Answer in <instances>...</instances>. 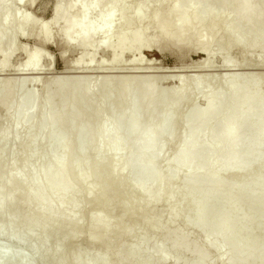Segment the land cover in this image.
<instances>
[{"label":"bare ground","instance_id":"obj_1","mask_svg":"<svg viewBox=\"0 0 264 264\" xmlns=\"http://www.w3.org/2000/svg\"><path fill=\"white\" fill-rule=\"evenodd\" d=\"M37 1L38 0H15L14 9L10 13H4L0 18V39L9 33L15 35V39L8 45L4 47L0 45V73H2V75L3 73H18L19 76H22L32 69L34 72L35 62H38L41 57L44 58L43 49L48 44L51 35L55 33H62L64 36L63 42L58 43L62 49L72 51L75 47L82 44L83 56L74 68L76 71L80 69H96L95 64L93 65V63L85 61L84 55L87 52H92L95 55L100 54V52L112 54V59L110 60L108 67L113 68L118 63V57L120 55L124 53L128 54L134 48H139L143 45L142 37L148 32L146 30H149L147 28L150 27L149 25L151 24L147 20L148 15L160 13V16H162L161 19L163 21L155 27L156 30L153 34L155 37L163 36L174 39L177 42H185L188 38L190 29L185 27L179 30V24L177 22L166 23L165 21L170 10H173V8L175 9L179 4L192 1V5L196 10L204 9L208 14L212 12L218 2L226 0H174L173 8L166 12L160 11L159 7L154 4L152 5L154 0H146L144 3L139 2L138 0H71L61 7L54 8L51 13L52 19L50 22L40 25H37L36 20L32 18L30 12V9L38 3ZM8 2L9 0H0V10ZM232 4L238 9V11L229 17L221 18L219 15L213 17L208 15L196 16L194 14L189 16L187 20H184L183 14L179 13L181 20L183 19L186 22L196 21L199 24L207 26V30L205 34L201 36L195 51L204 50L207 47V34L209 33L210 28L215 24H218L223 28L222 32L227 38L229 36L228 32L238 25H242L244 31L249 32L254 25L264 20V5L261 8L256 9V0H232ZM129 5L132 6L131 9H134H132L133 12L131 10V14L128 13ZM106 6L111 11L109 15H105L102 12V8ZM26 7L29 8V11L26 10ZM139 8H141V10L138 13ZM245 11L246 16H244ZM76 13H78L79 17ZM127 13L130 16L127 15ZM126 15L129 17H126ZM121 18L122 20H125L121 22L119 25L120 27L117 28L116 22ZM132 24H138V27L136 28L137 30H130ZM54 30H56V32H54ZM75 30H79L80 34L75 39H70L71 33ZM131 33L133 34V37L128 41L127 36ZM237 34H240V32H235L236 36ZM90 37L95 38L90 39ZM18 38L30 43V45L25 47L18 46L19 43H16ZM225 46L224 41L219 40L217 41L215 48L218 50L225 48ZM229 46L234 48L237 45L233 41L232 43L230 42ZM246 49H264V37L256 42L247 44ZM151 51L152 50L149 49L144 50V52L148 53ZM19 56L24 58L23 64L17 66L14 70L15 66H12L11 61ZM48 59L49 58H46L45 60ZM49 60L48 62H50ZM142 62L143 59L140 57L131 62L128 67H132L135 64ZM10 64L12 66L11 68ZM49 64H46L47 66L45 65L44 68H41L44 71L49 72L51 70V65ZM213 66L212 61L209 56H207L198 67L205 70L207 68H212ZM65 68L67 67L65 66ZM223 68L228 72V69H225L228 68L227 66L223 65ZM243 75L245 76L246 74L223 73L221 75L222 77L218 78L222 80H220L222 82L220 83V86L212 84L207 87L204 84L207 81L206 79H209L208 74H191L178 80L177 86L174 87L175 94H179L182 91V93H184V91H186L191 92V96L199 95L206 97L214 95L216 98L220 99L226 95L228 86H238L239 84L244 83L246 77ZM258 77H260V75H258ZM261 77L262 78H259V80L261 79L259 83L256 80L255 83L252 82L254 84L253 86L257 87L255 84L258 83L260 85L264 82V74H261ZM28 78L31 79V81L28 79H20V83H18L19 86H17V84L14 85L15 83L12 82V78L11 80H5L6 82H1L0 79V88L2 87L3 90L9 91L14 88L13 86H17L18 91L22 92L26 81L33 83L32 78ZM101 78L102 79L92 80L91 76L87 73L79 76H66L63 74L62 76L51 79H46L45 77L43 79L35 78L37 80L33 79L35 80L34 84L37 83L39 84L38 86L50 87L54 91L53 95L47 97L43 101L37 102L34 109H32L34 104H31V101H28L21 107L16 108L14 111L7 114L10 118H12V116L15 117V115H20L31 118L32 120H35V118L42 115L43 123L39 126L31 124L23 129L16 123L8 128H3V130L1 129V145H3V142L7 143L17 135L20 136L23 141L26 139L30 140L33 137H46L49 139L54 135H70H68L62 145H60L59 153L49 158L39 159V161L35 159V161L32 155H23L25 158L18 164H16L18 161L14 163L11 160V162L9 161L10 164L7 165V154L4 155L6 158L3 155L0 157V189L4 187L2 188V191H0V222L4 218L3 216L5 212L13 206L15 198L25 196L26 198H33L36 201L35 197H39L38 195H40L41 197L37 200L35 205H32L33 208L31 207L32 209L30 210H32L31 212L33 216H41L43 220L49 223L48 228H41L43 226L40 228L39 226L38 228L33 227L31 230H28L29 233L26 238L24 236L27 241L31 240V242L29 241L31 244L36 242V248L32 251L30 250V255H27L28 253H26L27 246L23 255L22 250L19 253L21 248L18 251L16 249L14 252V250L11 249V246L9 247L7 245V248L5 246V249L1 244L0 264H44L48 262L47 260L49 257L51 258L52 255L58 253L61 248L64 247L62 240H59L57 237L58 240L55 239V242H53L51 246L48 245L50 237L55 235H52V233L59 228L61 229V227L64 230H62L63 233L65 232L64 234L66 235L70 232L80 233L81 228L90 218L95 222V225L92 226L89 231V234L92 235H98L100 232L107 230H120V232L115 234L117 238L127 236L135 225L139 223L141 218L143 220L140 222L145 229H148L152 227L156 220H158V217H161L162 215L157 214L159 215L158 217L157 215L154 217L153 215L152 217H150V215L144 217V215L151 213L161 201L173 198L177 186H179V189L177 188L178 190L184 191V195L181 197L180 201L186 204L189 203V209L197 210L201 219L204 216V209L207 206L216 203L224 196H230L227 209L212 214L213 218L219 219L223 223L221 233L226 231L230 224L236 225L234 229L235 234H243L246 238H250L254 233L258 232L253 225L247 223V217L249 215H260L262 213L261 208H255L253 205L248 204L259 195V192L254 193L249 197V201L246 202L245 212L240 214L234 212L233 214L232 210H234L235 206L241 204L240 193L236 190L234 191L235 183H231L221 188L220 179L224 176L241 178L251 173L259 175L260 173H264V144H262V147L260 146V143L264 142V126L261 128L262 134L260 140L257 138L256 131L255 133L251 132L246 135V142L251 143L252 141H255L252 144L251 154L248 153L246 156H238L234 149V145L238 142V135L242 133L247 126L246 121H243L244 119H256L258 122L264 123V116L256 117V114L252 111L254 103L258 100L260 101L259 97L261 94L259 92L248 96L245 98L244 102H229L227 108L224 109L228 112L225 111L227 117L221 122L222 125L228 126L234 121V119H236L235 123L232 122L234 123L233 126L229 125L230 127L228 126L224 131L217 135L216 133H212L209 136L208 146L225 147V151L206 155L203 153L201 147L193 145L194 141L199 139L203 133L199 128L200 124L202 122H212L222 111L221 108L219 109L216 106L217 103L212 101L210 105L208 104L205 108H201L196 112L197 114H195L194 124H192L188 130V139L179 146L173 145L170 149L171 153L167 154V152H169L168 147L173 143H168L166 146L158 150H152V145L154 142L167 135H177L181 131L186 118V110L190 107L189 104L191 101L189 99L191 97L180 100L175 94L170 96V92L167 91V93L165 89L156 91V88L150 79H145L140 86L136 76H127L125 78V84L119 92L118 101L112 103L110 101L112 98V89H107V85L113 81V79L107 77ZM15 80L17 79L15 78ZM136 84L139 85L141 95L134 98L131 94V88L132 86H137ZM199 84L200 88L198 90L195 89ZM201 84L204 87L201 88ZM99 86L106 88L103 100L97 103H90L88 97L93 94ZM61 91H73L78 99L66 100L65 97L60 96L61 94H59V92ZM155 93L161 99L163 98L165 100V98H168L167 96H170L171 99L169 97L167 104L164 107H160L152 101L151 97ZM12 101L13 97H11L10 94H6L0 101V107L4 110L12 103ZM57 101L63 102V106L59 111L55 113H42L43 107ZM130 106H132V108H130ZM260 107L264 109V103L261 104ZM159 108L161 114L155 116L152 121H148L147 118L141 117L143 112L151 113ZM107 110L108 112L109 110L111 112L116 111V114H120H117L119 115L117 116L118 118L116 117L117 119H114V116L113 121L110 119L109 121L102 122L101 125L97 127L95 125L94 130L88 133L84 139L80 137V129L82 128L78 127V123H81L79 120L71 127L59 124L61 119L76 111L81 112L82 117H85L84 122H94L96 116L99 115L100 112H106ZM112 114L114 113H111L110 115ZM129 118L134 122L123 129L121 127L123 122L126 121L125 119ZM172 123H174V125ZM109 126H112L113 128L108 132ZM145 131H147L148 134L146 140H144L143 143L137 142L136 137ZM254 137H256V140ZM113 143L115 145L116 143H119L120 145L112 146ZM110 144L112 145L108 147ZM32 148V154H37L38 152H41L43 148V151H45V144L36 143ZM54 149L56 150L57 148L55 147ZM131 149L133 151L137 150L136 154L132 156H129V154L127 156L128 151H132ZM72 152H74V154H72ZM165 154H167V160L163 159V155ZM176 157L181 159V166L172 173L162 176V170L171 168ZM199 159L204 160V165L194 169L195 173L193 178L183 184L180 182V184V179L182 177L184 178V176L192 170L188 166L189 162ZM33 160L37 163V166L34 164L35 167L32 166V168L30 164L31 162L35 163ZM218 160H230L232 162L223 168L222 171L216 172L212 175V185L207 188V192L202 193L201 191L206 185L202 183L200 177L206 173L208 166L214 164ZM239 161H244L246 164L241 169L236 170L234 164ZM5 164L10 167V171L7 170L8 168ZM5 167L7 169L4 171H9L6 174L3 173L4 171L2 172ZM141 169H143L144 172H141ZM31 170L32 172H30ZM26 174H29V176ZM24 175L28 177L23 178ZM133 179L135 180L134 183H132ZM116 196L118 199V196H120V198L121 196H125L122 197V201L114 199L117 203L113 207L117 206L118 211H115L110 205L113 198H116ZM20 198L21 197L17 199ZM51 207L57 209L53 214L46 211L47 208ZM138 216L141 218L138 219ZM135 219H138L139 221ZM125 220H131L132 222H129V225L126 224V226L122 225ZM182 221L184 224L188 223L189 217H184ZM165 222L168 225L175 224V214H168L165 217ZM244 225L247 226L246 231L242 228ZM195 226L200 227L201 221L197 222ZM181 233H179V231H167L165 233L167 241L164 244H152L148 246V248L146 247L145 250L153 251L157 255L163 250L169 248L170 250H168L170 251V254L146 263L143 262L142 264H165L167 260H172V258L175 259L184 254H187L191 258L190 264H210L211 260L209 263L206 252L202 250L199 245L197 246L195 243L189 241L188 239L190 238L187 239L188 235H183L184 232ZM221 233H212L203 239L205 240L207 248L214 250L217 255H219L220 264H228L231 260L230 253H232V251L230 250L225 253H219L217 251L221 245L226 243ZM23 239L15 240L16 245L18 244L17 247L19 244L23 245L24 242V245H27V241ZM142 240L126 252L123 258L121 257V251L118 248H113V250L107 253L103 258H97V254L103 246L102 244L105 243L103 240L101 244L88 247L87 252L90 256L84 259L83 262L76 261L70 264H130L129 261L133 257L137 248H139ZM195 240L198 241L199 239ZM201 245L203 246V244ZM24 247L25 246H23V248ZM9 248L10 251L13 252L8 251L7 249ZM202 248L204 249V246ZM257 255H260V257ZM255 260H258L259 264H264V251L257 254L255 250H251L245 255L240 256L236 261V264H253Z\"/></svg>","mask_w":264,"mask_h":264},{"label":"rangeland","instance_id":"obj_2","mask_svg":"<svg viewBox=\"0 0 264 264\" xmlns=\"http://www.w3.org/2000/svg\"><path fill=\"white\" fill-rule=\"evenodd\" d=\"M69 1L71 0H38L37 1L38 3L35 4V6L32 7V9H30L31 16L34 20H36L37 25L48 23L52 19V15H51L52 10L56 7H61L65 5ZM138 1L144 3L146 0H138ZM173 2L174 0H154L152 5L154 4L155 6L159 7L160 11L166 12L170 10L171 8H173ZM192 4H193L192 1H187L182 4H179L177 7H175V9L173 8V10H170V12L167 15L166 21H165L168 24L177 22L179 24V27H178L179 30L185 27L190 29L188 38L185 42H177L174 39L166 38L163 36L155 37L153 35L155 33L154 31L156 30L155 27L163 21L161 19L162 16H160V13L159 14L154 13V14L148 15L147 20L151 24L149 25L150 27L147 28L149 30H146L148 32L142 37L143 45L139 48H134L128 54L124 53L120 55L118 57V63L113 68L108 67L110 60L112 59V54L100 52V54L95 55L92 52H87L84 55L85 61L89 63H93V65L95 64L96 69L94 70H89V69L81 70L80 69L76 71V69L74 68L77 66V62L83 56L82 44L75 47L72 51L65 50V49H62L61 46L58 45V43H61L64 40L63 34L62 33L52 34L48 44L43 49L44 58L41 57L38 60V62H35L34 64V72L32 69L27 72L28 74L27 73H25V75L21 74L22 76H19L18 73H9L12 75H9L8 73H3L2 75V73H0L1 82H6L7 80H11L12 78L13 80L12 82L15 83L13 84L14 85L17 84V86H19L18 83H20L19 82L20 79L21 80L28 79L31 81V79H29L28 77L32 78V82H33V83L31 82L29 83L28 81H26L25 86H23L22 92L18 91L17 86L16 87L13 86L14 88H12L9 91L3 90L2 87L0 88V101L6 94H10L11 97H13L12 103L6 109L3 110L0 107V130L1 129L3 130V128L4 129L8 128L11 125L16 124V123L22 129L30 126L31 124H35L36 126H39L43 123L42 115L35 118V120H32L31 118L23 117L20 115H15V117L12 116V118H10L9 116H7V114L11 113L16 108L21 107L28 101H31V104H34L32 108L34 109L37 102L43 101L47 97L52 96L54 91L50 87L38 86L39 84L37 83L34 84L35 80L43 79L44 77L46 79L47 78L51 79V78H55L58 76H62L63 74L66 76H79L81 74L87 73L89 76H91L92 80L102 79L101 77L112 78L113 81H111L107 85V89H110V90L112 89L111 91L112 98L110 99V101L112 103H115L119 99V92L121 88L124 86L125 78L127 76H136L138 79V83H140L139 84L140 86L142 85L141 83L145 81V79H150V81L153 82V85L156 88L155 89L156 91H161L165 89L166 92L167 91L170 92L169 94L171 96L172 94H175L174 87L177 86L178 80L183 78L184 76H188V75L195 74V73L208 74L210 76V77L208 76L209 79H206L208 83L207 81L206 83L203 82L205 83L204 85L208 87L209 85L211 86L212 84L213 85L217 84L220 86V83H222L221 82L222 80L218 78H221L222 77L221 75L223 73L226 74L229 72V73H234V74H246L245 76L243 75L244 77H246L245 80L243 79L244 80L243 84H239L238 86L236 85L228 86L226 95L220 99L216 98L214 95L206 96V97L199 96V95L191 96V92H186V91H184V93H182L183 92L182 91L179 94H175L180 100L191 97L189 99L191 101L189 104L190 107H188L189 109L186 110V118L183 124V128L177 135H167L164 138L157 140L152 145V150H158L166 146L168 143H173L171 146L169 147L167 146L168 151H169L167 152V154H170L171 153L170 149L171 147H173V145L179 146L188 139V136H187L188 130H189V127L192 124H194L195 116H196L195 114H197L196 112H198L201 108H205L208 104L210 105L212 101H215V103H217L216 106L219 109L221 108L222 111L218 114V116L212 122H209V123L202 122L200 124L199 128L201 131H203V133L199 139L194 141L193 145L201 147V149H203V153H205L206 155L210 153H218V152L221 153L222 151H225L226 150L225 147H221V146L209 147L208 142H209V136L212 133H216L217 135L221 133L222 131H224L229 125L233 126V124L235 123L236 119L232 121L234 123L231 122V124H229L228 126H223L221 123L227 117V114L225 113V111L226 112L228 111L224 109L227 108V105L229 102L230 103L231 102L241 103V102H244L245 98H247L248 96L259 92L261 94L259 97L260 101L258 100L257 102L254 103L252 107V111L253 113L256 114V117L264 116V109L260 107V105L264 103V82L263 83L260 82L263 85V87L261 84L260 85L258 84L259 81H261V79L259 80V78H262L261 74H264V49H259V50L258 49L257 50L256 49H246L247 44L256 42L259 39L264 37V20L254 25L252 30L249 32L244 31L242 25H238L228 32L229 36L227 38L222 32L223 28L220 25L215 24L214 26L210 28L209 33L207 34V37H206L207 47L204 50L195 51L201 39V36L205 34L207 30L206 29L207 26L199 24L196 21L186 22L184 20H187L189 16L194 15V14L196 16L208 15L210 17H213L216 15H219L221 18L229 17L235 12H237L238 9L233 6L232 0H226V1L218 2L215 5V8L212 10V12L207 14L204 9L196 10V8ZM263 5H264V0H256V9L261 8ZM14 7H15V0H9V2L4 7H2V9L0 10V18L2 17L4 13H10L14 9ZM131 7L132 6L129 5L128 13H130L131 10L133 9V8L131 9ZM26 10L29 11V8L26 7ZM140 10L141 8L138 9V13L140 12ZM102 12L105 15H109L111 13L110 9L107 6L102 8ZM128 13L127 15H129ZM179 13L183 14L184 20L180 19ZM76 15L79 17L78 13H76ZM127 15L126 17L130 16V15L129 16ZM244 16H246V11L244 12ZM121 20L122 18L117 20L116 22L118 25V26L116 25L117 28L120 27L119 25L125 19H123L122 21ZM131 27L132 28H130V30H134V29L137 30L136 28L138 27V24H135V25L132 24ZM237 31H239L240 34H237L236 36L235 32ZM54 32H56V30H54ZM79 34H80L79 30L73 31L71 33L70 39H75ZM132 37H133L132 33L128 34L127 40L128 41L131 40ZM93 38L95 37H90V39H93ZM14 39H15L14 34H11V33L6 34L0 39V45L4 47L8 45L10 42H12ZM219 40L224 41V44L226 46L225 48L217 50V48H215V45L217 41ZM233 41L237 45L234 48L229 46L230 42L232 43ZM16 43L18 44V46H22V47L30 45V43L23 41L19 38L17 39ZM145 49L146 50L149 49L152 51L150 53L144 52ZM207 56H209L210 60L212 61V64L215 67L213 66L212 68H207L205 70H202L198 66ZM140 57L143 59L142 63H138L132 67H128L131 62L137 60ZM46 58L51 59V60L48 59L50 62H48V60H45ZM23 60L24 58L19 56V57H15L11 61L12 66L13 67L15 66L14 70L15 68H17V66H20L23 64ZM49 63H52V64H49ZM46 64L51 65L50 66L51 70L49 72L44 71L42 69L45 67ZM223 65L228 67V68H225V69H228V72L227 70L226 71L224 70ZM12 66L10 64V68ZM65 66L67 68H65ZM218 67L220 68V70ZM221 69H223L224 71ZM257 74L260 75V77H258ZM15 78L17 80H15ZM255 80L258 81L257 84L259 86L255 84L257 87L253 86L254 84L252 83V82L255 83L256 82ZM139 85L132 86L131 88V94L134 98H137L141 95ZM202 87L204 86L202 85L201 88ZM199 88H200V84L197 87H195V89L197 90ZM105 91H106V88H103L102 86L97 87L96 91L88 97V101L90 103H97L103 100L105 96ZM59 94H61L60 96L65 97L66 100L67 99H78V97L74 95L73 91H61L59 92ZM170 96H167L168 98L167 99L165 98L164 100L163 98L162 99L159 98L157 94L155 93L152 95L151 98H152L153 103H155L156 105L160 107H164L167 104V100H169ZM62 106H63V102L61 101L54 102L48 106L43 107L42 113H48V112L55 113L59 111L62 108ZM130 108H132V106H130ZM115 112L116 111L111 112L110 110L109 112L108 110L106 112L102 111L100 112L99 115L96 116L94 122L92 121L93 123L92 122L87 123V122H84L85 117H82V113L79 111H76V112H73L71 115L64 117L63 119L60 120V123L59 122L58 123L60 125L62 124L63 126L66 125L67 127H71L75 124V122L79 120V122L81 123H78V127L82 128L80 129V137L84 139L86 138L88 133L94 130L95 125L97 127L101 125L102 122L109 121L110 119H112L111 121H113L114 116H115L114 119L117 116H119L117 114H120V113L116 114ZM111 113H114V114L110 115ZM160 114H161V111L159 108L155 112L154 111L151 113L143 112L141 117L147 118L148 121H152L155 116L160 115ZM125 120L126 121H124L123 125L121 126L123 129L128 127L134 122L132 121V119L130 120V118L125 119ZM243 121H246L247 126L245 130L238 135V140H237L238 142L234 145L236 155L238 156H246V154L252 153L251 152L252 144L255 141H252L251 143L246 142V135L251 132L255 133L256 131L257 138L260 140L261 134H262L261 128L264 126V123L258 122L256 119L246 118ZM174 123L172 124L174 125ZM111 128L113 127L109 126L108 132L109 130H112ZM67 136L54 135L53 137L49 139L46 137L45 138L33 137L30 140L26 139L23 141V139H21L20 136L17 135L16 137L9 140L7 143L3 142L2 143L3 145L0 144L1 145L0 157L2 155L4 156L7 154V160H6L8 161L7 165L10 164L11 160L14 163L18 161L16 163L18 164L22 159L25 158L24 156H28V155H32L34 157V160L37 159V161H39V159L49 158L59 153L60 151L59 147L60 145H62L63 141L67 138ZM147 136H148L147 131L142 132L136 137V141L143 143L144 140H146ZM254 138L256 140V137ZM36 143H44L45 151H43L44 150L43 148L41 152H38L37 154H32L33 153L32 146L35 145ZM262 144H264V142L260 143L261 147H262ZM111 145L112 144H110L108 147H110ZM116 145L119 146L120 144L116 143ZM116 145L113 143L112 146H116ZM22 147H23V150H22ZM55 147L57 148L56 150L54 149ZM136 152L137 150L128 151L127 156L129 154H130L129 156H132L136 154ZM72 154H74V152H72ZM167 154H165L166 156L163 155L164 160H167ZM5 158H4V161H5ZM34 160L33 162L36 161ZM231 162L232 161L230 160H218L214 164L207 167L206 173L200 177L202 183L206 185V187L202 189L201 191L202 193L207 192L208 190L207 188H209L212 185L211 183L212 175L216 172L222 171L223 168H225L228 164H231ZM31 164H30L31 167L32 166L35 167L34 164H36L37 166L36 162L35 163L31 162ZM181 164H182L181 159L179 157H176L175 162L173 163L171 168L162 170L161 172L162 176H165L177 170L181 166ZM245 164L246 162L239 161L234 164V167L236 168V170H239ZM201 165H204L203 159L190 161L188 166L192 170L186 176H184V178L182 177L179 183L182 182L183 184L187 182L188 180H190L191 178H193L194 173H195L194 169ZM30 166H29V169H30ZM7 168L6 167L3 168L2 172L6 169L7 170L10 169V167L8 166ZM140 171L144 172L143 169H141ZM7 172L4 171L3 173L6 174ZM30 172H32V170ZM26 175L29 176V174H26ZM24 176L23 178L28 177V176H25V177ZM134 181L135 180L133 179L132 183H134ZM231 183H235L234 191L236 190L237 192H239L241 196V204H238L235 206L234 210H232L233 212L231 211L233 214L234 212L236 214L245 212L246 202L249 201V197L252 194L259 192V195H257L253 201L251 200L248 203V204L253 205V207L255 208L256 207L261 208V211H262L260 215H249L247 217V221H248L247 223L248 224L250 223L258 230V232L254 233V235H252L250 238H246V236L243 234H235L234 233V229L236 227L235 224H230V226L226 229V231L221 233V228L223 226V223L219 219H215L212 217V214L214 212H217V211L221 212L227 209V204L229 203V200H230L229 195L224 196L221 199H219L216 203L207 206L204 209V216L201 219V217H199L198 215L197 210L189 209L188 207L189 203L186 204L180 201L181 197L184 195V191L178 190L179 186H177L174 191L173 198L165 199L161 201L153 209V211H151V213H149L148 215H144V217L149 216V215L150 217H152V215L154 217L157 214L162 215L161 217L157 215V217L159 216L160 218L158 217V220H156L153 226L148 229L144 228V226L140 222L143 219L138 216V219L141 218V220L140 221L138 219H135V220L139 221L138 223L139 225L138 224L135 225V227L129 232V234H127V236H121L118 238L115 236V234L117 232H120L119 228H118L119 231H113V230L108 231L107 230V231L100 232L98 235L89 234V231L91 230L92 226L95 225L94 224L95 222L92 221L91 218L88 219L86 223L83 225L80 233L70 232L68 235H66L64 234L65 232L63 233L64 230L62 227L61 229L59 228L57 231L55 230L56 232L54 231L52 235L55 234L56 236L54 235L50 237V241L48 245L51 246L53 242H55V239L58 240L57 238H59V240H62V242L64 243V247H62L58 253L52 255L51 258L49 257L50 260L48 258L47 260L48 262L44 264H70L76 261L83 262L84 259L90 256V254L87 252L88 247L101 244L103 240L105 241V243L102 244L103 246L101 247V250L97 254V258H103L107 253L113 250V248L120 249L121 257L123 258L126 252H128L136 243H138L142 239H143L142 243L140 244L139 248H137V250L135 251L129 263L130 264H142L143 262L146 263L148 261H152L154 259L164 257L170 254L169 248H168L169 250L165 249L158 255L155 254L153 251L145 250L146 247L148 248V246L152 244L154 245L164 244L167 241V238L165 235L167 231H179V233L184 232L183 235L184 234L186 236L188 235L187 239L190 238L188 239L189 241L195 243L197 246L199 245V247H201V249L206 252V254L208 255L209 263L211 260L210 264H220L219 255H217V253L214 250L207 248V246L205 245L204 239L209 234L216 233V232H218L219 234L221 233L222 237L226 241V243L221 245L217 251L219 253L229 252L230 250L232 251V253H230L231 260L228 264H236V261L238 260L240 256L245 255L247 252L251 250H255L257 254H260L264 251V216H263L264 215V193H263L264 173H260V175L251 173L241 178L224 176L223 178L220 179L221 188ZM2 188L0 189V191H2ZM38 196L39 197L37 196L35 197L36 201L33 198L32 199L26 198L25 196L23 197L19 196L21 197L20 199H17L19 197L15 198L13 206H11V208H9L5 212L3 216L4 218L0 222V245L2 244L1 246H4V248L5 246L7 248V245L9 247L11 246V249L14 250V252L16 251V249L18 251L21 248L19 253L21 252V250L23 253L27 249L26 251V253H28L27 255H30L31 251L36 248V242L31 244L30 243L31 240H29L30 241L29 242L27 241V239H25L29 233L28 230H31L33 227L38 228V226L39 228L41 226H43L41 228L49 227L48 222L43 220L41 216H37V217L33 216L31 212L32 210H30L33 208L32 205H35L37 203V200H39V198L41 197L40 195ZM118 197L119 199L117 198V196L116 198L115 197L113 198V201L110 204L111 207H113L117 203V201H120V200L122 201L123 199L122 197H125V196H121V198L120 196ZM114 199H117V201ZM113 209L115 211H118L117 206L113 207ZM46 211L51 212L53 214L57 211V209L55 207H51V208H47ZM170 213L175 214L176 223L173 225H168L165 222V217ZM187 216L189 217V222L184 224L182 220L184 219V217H187ZM200 221H201V226L196 227L195 225L197 224V222H200ZM129 222H132V221L125 220L122 223V225H125V226L126 224L129 225ZM242 228L246 231L247 226L244 225L242 226ZM109 230H110V227H109ZM21 238L22 239L24 238L25 241H27L26 242L27 245H24L25 244L24 242L23 245L19 244L20 247L19 246L17 247L18 244L16 245L15 240H18ZM195 239L197 240L199 239L198 241L200 244ZM201 244H203L204 249L202 248L203 246ZM23 246L25 247L23 248ZM7 250L10 251V248ZM10 252H13V251H10ZM257 256L260 257V255H257ZM213 259H216V260H213ZM169 260H167L168 262L166 261L165 264H190L191 262V258L187 254L180 255L175 259L172 258V260L171 259ZM253 264H259L258 260H255Z\"/></svg>","mask_w":264,"mask_h":264}]
</instances>
